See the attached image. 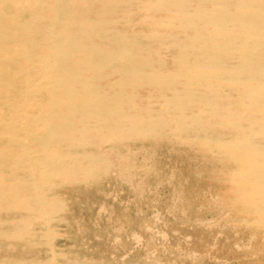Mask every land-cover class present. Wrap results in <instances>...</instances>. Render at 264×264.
I'll return each mask as SVG.
<instances>
[{
  "label": "bare ground",
  "instance_id": "1",
  "mask_svg": "<svg viewBox=\"0 0 264 264\" xmlns=\"http://www.w3.org/2000/svg\"><path fill=\"white\" fill-rule=\"evenodd\" d=\"M25 1L0 0V66L17 67L27 55L10 51L12 43L29 44L30 55L44 45L48 57L39 79L45 81L32 86L44 87L48 97L29 116L33 127L13 121L9 131L13 142L23 132L36 134L43 127L45 132L34 139L41 156L28 148L15 161L0 152V202L19 197L12 194L18 181L5 180L4 167L27 169L22 187L77 181L86 172L76 160L90 147L98 151H90L88 160L100 159L106 169L112 157L103 145L165 135L179 125L202 136L221 134L216 145L240 165L238 181L264 224V0H36L30 22H13L4 9L24 10ZM139 25L146 30L128 29ZM183 102L191 107L176 108ZM64 147L77 151L71 156ZM41 194L33 199L38 211L49 200Z\"/></svg>",
  "mask_w": 264,
  "mask_h": 264
},
{
  "label": "rangeland",
  "instance_id": "2",
  "mask_svg": "<svg viewBox=\"0 0 264 264\" xmlns=\"http://www.w3.org/2000/svg\"><path fill=\"white\" fill-rule=\"evenodd\" d=\"M34 1L23 2L24 10L6 7L4 13L13 22H30V5ZM132 27L128 29L146 30L141 25ZM41 47L39 52L34 47L30 55L29 44L12 43L10 51L15 49L27 55L19 57L17 67L12 63L8 69L0 66V152H7L15 161L25 158L28 148L32 156H41L34 139L45 132L44 127L36 134L20 133L17 142L12 141L9 131L13 121L31 128L29 116L36 114L48 97L44 87L32 86L45 81L39 76L43 71L42 60L47 59L48 52L44 45ZM29 62L39 68L32 69ZM177 106L182 110L191 107L186 102ZM180 129L177 125L167 135L121 143L110 141L103 145L109 148L107 154L112 157L106 169L99 163L102 160H88L90 151L93 154L98 151L90 147L83 154L87 159L82 156L76 160L87 173L77 181L32 185L34 188L23 186L25 190L20 182L29 179L27 169H18V165H11L10 169L2 167L5 180L18 181L14 184L17 188L12 187V194L19 197L0 202V229L3 231L0 230V264H154L156 260L155 264H264V224L259 223V215L249 204V194L238 181L240 165L216 145L215 139L221 134L208 132L207 136H202L194 128ZM76 151L73 148L69 152L73 156ZM90 170L96 174L89 176ZM40 193L49 199L44 211L36 210L33 203ZM11 201L14 204H10ZM8 209H13L14 213L10 211V214ZM38 214L41 215L37 217ZM4 257L8 258L4 260Z\"/></svg>",
  "mask_w": 264,
  "mask_h": 264
}]
</instances>
